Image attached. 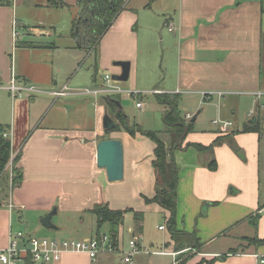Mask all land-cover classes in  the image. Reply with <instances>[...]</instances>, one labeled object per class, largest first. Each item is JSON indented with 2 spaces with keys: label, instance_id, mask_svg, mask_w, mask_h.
Instances as JSON below:
<instances>
[{
  "label": "crops",
  "instance_id": "1",
  "mask_svg": "<svg viewBox=\"0 0 264 264\" xmlns=\"http://www.w3.org/2000/svg\"><path fill=\"white\" fill-rule=\"evenodd\" d=\"M8 1L0 0V124L5 127L4 136L11 140L12 157L5 175L0 173V181L4 178V183L0 185V249L8 244L11 231L22 230L31 216H42V219L54 207H57L56 214L66 215L65 218L73 223L80 221L82 226L84 216L94 215L89 210L103 203L113 209L163 212L166 219L167 211L156 203H146L143 197H151L155 193L156 177L152 165L155 143L139 133L132 136L126 131L112 132L110 137L124 142L125 177L121 181H110L106 170L97 165V142L105 134L103 118L108 112L103 94L108 88L103 89L96 82L91 87L73 83V72L81 56L77 57L78 52L71 54L66 64L67 74L63 73L53 62L48 48L51 46L40 44L37 38L38 35H50L44 29L32 28L29 36L18 45L13 27L18 14L16 0L12 3ZM17 3L24 2L17 0ZM65 3L67 6H80L78 0H67ZM147 3L148 0H126L124 10L103 36L97 49H91L95 52L96 72L97 65L101 64L111 68L113 74L121 73V67L114 62L129 60L131 76L132 68L138 67L139 53L142 52L140 29L150 22L159 23L160 27L164 24L169 26L161 38L164 76L155 85L154 94L157 91L181 94L180 109L185 101L191 100L196 104L215 99L219 102V110L223 111L225 107L232 113L236 103L243 99L251 103L252 119L264 116V0H154L149 6ZM98 54L99 60L96 59ZM59 74L63 75L64 82L60 81ZM70 74L71 77L65 81ZM13 76L25 87L22 95L17 97H13L7 87ZM30 87L34 90L27 89ZM60 91L64 93L56 94ZM207 92H213L210 99L204 97ZM118 94L121 97V93ZM199 112L194 115H197L196 120ZM163 129L156 131L160 136L168 135ZM218 130L206 134L190 133L186 141L209 145L219 136ZM244 137L257 144L254 148L247 145L248 157L251 154L255 157L262 139L261 132H248ZM162 139L170 147V136ZM17 155L15 167L22 172V180L14 185L12 163ZM173 157L179 167L177 207L178 215L179 211L181 214L177 216V227L180 231L196 233L203 250L200 259L205 256L216 258L213 264H261L263 244H250L252 249H248L250 246L244 251L233 249L232 253L231 249H210L219 235L225 237L226 232L219 235L203 232L198 229L199 222L194 224V216H191V224L188 223L187 217L190 216L185 213L190 212V207L186 208L187 203L181 202L186 192L194 196L196 193V198L199 196L196 202L201 204V214H208L210 206L219 203L206 201L215 198L206 183L208 177H213L214 170L205 164L209 154L203 155L194 146L176 149ZM184 177L191 182V191L184 190ZM235 188L231 189L232 193L237 192ZM242 210L245 212L241 216H228L227 226L236 220L238 223L245 222L252 214V208ZM132 214V217L125 216L124 223L119 226L122 243L126 230L139 238L142 234L145 216L138 222ZM15 218L18 219L16 224ZM128 218L134 219L136 227L130 225L125 228ZM259 219V236L263 237L264 216ZM91 221V234L85 231L65 238L96 236V216H92ZM70 222L64 220L56 225L66 231ZM103 225L108 233L109 223ZM139 225H142V230ZM160 226L159 229L166 232L157 251L165 252L137 258L134 264L176 263L180 251H176L169 230ZM36 229L42 232L41 228ZM147 243L155 246L151 241ZM221 254L227 255L219 258ZM198 260L199 256H195L188 264H195ZM57 264L118 263L116 255L108 253L92 259L87 253L66 252Z\"/></svg>",
  "mask_w": 264,
  "mask_h": 264
},
{
  "label": "rangeland",
  "instance_id": "2",
  "mask_svg": "<svg viewBox=\"0 0 264 264\" xmlns=\"http://www.w3.org/2000/svg\"><path fill=\"white\" fill-rule=\"evenodd\" d=\"M62 1L64 3L63 5L52 7L48 0H23L24 3H17L16 0L15 8H17L18 14L15 18L18 20L17 31L19 32V36L16 38L19 41L18 45L29 36L31 29L34 27L50 32L48 36L38 35L37 38L41 41L40 44H49L51 46L48 48H50L53 62L56 63L58 68H61L63 73L67 74L66 64L67 60L71 59V54H76L75 52H78L77 57L81 56L77 69L73 72V83L91 87L96 82L97 85L103 87V89L104 87H119L123 90L121 92V103L124 112L132 122L141 124L145 129H163L165 125L162 120V113L165 107L158 103L153 90L155 85L161 82L164 76L163 46L161 38L163 34L169 30V26L162 24L160 27L159 23L152 24L150 22L140 29V47L142 52L139 53L138 67L136 68V66H134V68H132V75L128 80L118 81L112 78L113 72L111 68L98 64V71H95V52L91 51V49H81L82 47L79 46V42L75 37L74 19L79 13V7L73 5L67 6L65 3L67 0ZM12 2L13 0H11V3ZM37 3H41V5ZM96 59L99 60V54ZM106 74L111 76V79L108 81L105 80ZM68 77H71V74L65 77V81ZM94 77H96V80H94ZM59 79L61 82H64L63 75L59 74ZM131 90L139 92V97L131 95ZM110 94L111 93L106 90V93L103 95ZM139 100H142L144 104L142 108L136 105ZM218 103L219 102L215 99L205 100V102L203 100L196 104L189 100L182 102L181 110L186 120V113H189L193 117L201 110L195 122L196 131L193 133L204 132L206 134L212 132L218 128L212 123V120L218 118L232 119L234 123L230 129L226 131L218 130L220 133L219 136L226 138V140L223 139L222 143L215 145L213 156L217 162V167L214 170L213 177H208L206 182L210 187L213 197H215L206 201H219V203L211 205L208 214L205 215L200 213L201 204L196 202L197 198H199V196L197 198L195 197L196 193L194 196L192 193L186 192L181 202L187 203L185 205L186 208L190 207V212L185 213L186 216H190V218L187 217V220H189L188 223L191 224V216H194V224L195 222H199V230L201 229L203 232L211 233L212 235H219L222 232H226L225 237L219 235L218 239L210 245V249H222L223 251L238 249L244 251L250 244L255 242L251 237L264 238V235L263 237L259 236L258 227L255 228L249 220V217L254 215L260 206H264V116L259 119L261 123L259 132H261L262 136L260 146L255 152L256 156L253 157L251 154L249 158L247 145L254 148L257 144L254 140H248L244 136L248 132L255 133L257 131L243 132L242 129L246 124H250L249 120L254 116L252 115L254 113L253 110H250L251 103L243 101V99L239 100V102L236 103L237 107L234 109V113H232V110L225 107H223V111L222 109L219 110ZM109 114L115 118L112 113ZM115 121L117 122L116 118ZM229 135L230 137L227 139ZM166 136L168 137V135H163L161 137L165 139ZM168 146H170L169 140ZM205 164L209 168L208 161L205 162ZM3 175H5V173ZM2 182L4 183V178L0 181V185H2ZM183 184L184 190L191 191L192 188H190L191 182L189 183V179L184 177ZM232 186L236 187L235 190L237 189V192H231V189L233 190ZM249 208H252L250 211V214H252L248 216L245 222L238 223V220H236L237 222L234 221L227 226L229 220L228 216H241L242 213L245 212V210L242 209ZM262 209L259 211L260 216H264V208ZM180 214L181 212L179 211L178 215L177 211V216H180ZM65 216L66 215L63 214H55L52 217V223L56 225L57 223H63L64 220H67V223L70 222ZM92 216L94 215L89 214L83 217V219H85L83 226L80 225V221L75 223L70 222V227L65 228L66 231L62 228H46L41 223L42 216H31L26 220L22 231L26 234L31 233L39 237L58 238L75 236L76 233L79 235L85 231L91 234V230L89 232V226L93 224L91 221ZM125 216L132 217L133 214L129 211ZM144 216V228L140 235L139 243L141 246H144L145 249L135 253L133 256L134 260L130 264H134L137 258L153 256L155 251L159 250L160 246L158 245H160V240L165 236L166 231H161L159 229V225H163L167 228L165 214L163 212L147 210L144 212ZM80 220H82V218ZM14 222L16 224L18 219L15 218ZM130 225L136 227L135 221L134 219L132 220V218L126 220L125 228L127 229V226ZM37 227L41 228L42 232L37 231ZM106 229L105 225H103L101 227V234L107 233ZM139 232L141 233V231ZM242 236H244V239ZM132 238V234L126 230L123 235L122 243V249L124 251L127 252L131 250L129 241ZM183 240L184 239L181 238V241ZM150 241L153 242L155 246H151L147 243ZM181 241H178L177 244ZM248 249H252V246ZM145 250L146 252H144ZM183 252L185 257L190 258L189 261L195 256H199L197 262H200L202 259L210 258L209 256H205L200 259V254L203 253L201 243L195 248L188 247L184 249ZM105 253L116 255L118 264H128L124 262L122 258L123 252ZM101 254L102 253L99 255ZM118 258L122 259H119L121 262Z\"/></svg>",
  "mask_w": 264,
  "mask_h": 264
},
{
  "label": "trees",
  "instance_id": "3",
  "mask_svg": "<svg viewBox=\"0 0 264 264\" xmlns=\"http://www.w3.org/2000/svg\"><path fill=\"white\" fill-rule=\"evenodd\" d=\"M9 2L8 0H5ZM154 0H149L147 6L151 5ZM52 6L63 5L62 0H48ZM78 4H84V10L80 14L76 15L74 20V30L77 26V20L79 17L82 18L80 23V47L84 49H97L101 39L112 26L118 15L124 10L126 0H78ZM155 98L165 107L162 119L164 123L163 132L170 136V147H167L165 141L160 136V133L156 130L144 129L140 124L132 122L130 118L125 114L121 97L118 93L104 95L103 102L107 106L108 112L112 113L117 122L115 121V127L112 129H105L104 138H110V134L115 131H126L132 136L139 134L149 137L154 143V158L152 165L155 170V193L149 197L143 195L146 203H156L168 212L167 228L170 232L171 239L176 242L175 249L180 251L177 256L175 264H188L190 258L185 257L183 252L187 247H197L200 244V240L195 232L188 233L180 231L177 227V191L179 186V167L173 157V152L176 149L183 147L194 146L203 155L208 153L209 169L215 170L217 162L213 156L215 145L223 142L221 136H217L216 139L209 145H204L199 142L186 141L188 135L195 131V120L194 117L187 119L182 114L180 109L181 94L179 93H168L158 92L155 93ZM197 117V115L195 116ZM260 118L257 117L255 122L246 124L242 129L243 132L257 131L261 128ZM5 127L0 124V173L3 175L8 169L6 168L12 157V143L11 140L4 136ZM231 135V134H230ZM230 135L227 139H229ZM231 141V140H230ZM229 141V142H230ZM18 155L13 160V184L18 185L22 180V172L15 167L18 160ZM9 172V171H8ZM264 206H260L258 211L249 217L250 222L255 226L259 225L260 213L259 211ZM97 218V236L100 228L104 223H109L110 230L109 234L115 243L122 245L119 239V226L124 223L125 215L131 211L134 213L135 219L139 222L143 219L144 213L141 211L134 210L132 208L125 209H113L107 203L96 204L89 210ZM139 229L142 230V225H139ZM181 238L184 240L181 241ZM255 242L252 244H263L264 238L251 237ZM178 241H181L177 244ZM234 250H230L232 253ZM227 254H221L219 258L226 257ZM216 258L202 259L196 264H213ZM28 264H33L28 262Z\"/></svg>",
  "mask_w": 264,
  "mask_h": 264
},
{
  "label": "built area",
  "instance_id": "4",
  "mask_svg": "<svg viewBox=\"0 0 264 264\" xmlns=\"http://www.w3.org/2000/svg\"><path fill=\"white\" fill-rule=\"evenodd\" d=\"M17 25L18 20L15 19L13 22L15 40L19 36ZM170 30H173V27H170ZM110 79L111 76L106 74L105 80L108 81ZM7 87L11 91L13 97L22 95L23 90H25V87L18 83L16 76L12 77ZM27 89L34 90L33 87ZM107 91L121 93L123 90L119 87H108ZM63 93L64 91L56 92L58 95ZM130 94L138 96L139 92L131 90ZM212 95L213 92L204 93L206 99H210ZM136 105L140 108L144 106L142 100H139ZM186 117L189 120L192 116L187 113ZM212 123L222 131L228 130L233 125L232 121L223 118L212 120ZM10 206L13 207V203H10ZM160 228L164 229L165 226L162 225ZM129 245L131 250L127 252L124 251L122 245L115 243L109 233L96 235L87 239H77L39 237L18 230L10 232L8 244L0 249V263L28 264V262H31L33 264H57L61 260L62 255L66 252L87 253L92 259L97 258L100 253L123 252V260L127 263H132L134 254L143 251L139 244V236L134 234L133 238L129 241ZM164 252L165 251H155V253ZM260 262L264 263V256L261 257Z\"/></svg>",
  "mask_w": 264,
  "mask_h": 264
},
{
  "label": "water",
  "instance_id": "5",
  "mask_svg": "<svg viewBox=\"0 0 264 264\" xmlns=\"http://www.w3.org/2000/svg\"><path fill=\"white\" fill-rule=\"evenodd\" d=\"M84 10V4L79 6V14ZM82 18L77 20V26L75 29V37L79 42L80 23ZM115 65L121 67V73H115L112 75L114 80L125 81L128 80L131 74V62L129 60H117ZM121 105V102H118ZM196 117L194 116L193 120ZM254 117L251 122H255ZM103 126L105 129H112L115 127V121L113 117L107 112L103 118ZM97 165L103 168L107 172L108 179L112 182L121 181L125 177V147L124 142L120 138L110 137L104 138L97 142ZM57 213V207L48 212L42 219L41 223L46 228H58L57 225L52 223V217Z\"/></svg>",
  "mask_w": 264,
  "mask_h": 264
}]
</instances>
